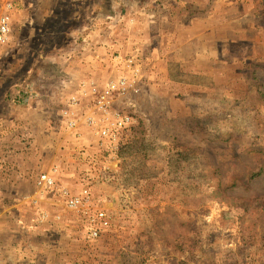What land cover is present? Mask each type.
Returning <instances> with one entry per match:
<instances>
[{
    "label": "rangeland",
    "instance_id": "374dc122",
    "mask_svg": "<svg viewBox=\"0 0 264 264\" xmlns=\"http://www.w3.org/2000/svg\"><path fill=\"white\" fill-rule=\"evenodd\" d=\"M5 13L0 115L38 69L29 100L55 125L39 143L19 131L31 165L14 185L0 123V264H264V0H0ZM122 77L111 110L132 122L110 142L87 119Z\"/></svg>",
    "mask_w": 264,
    "mask_h": 264
},
{
    "label": "built area",
    "instance_id": "2783aa9c",
    "mask_svg": "<svg viewBox=\"0 0 264 264\" xmlns=\"http://www.w3.org/2000/svg\"><path fill=\"white\" fill-rule=\"evenodd\" d=\"M10 6V4H9ZM9 14L5 13L0 17V41L5 42L9 34ZM139 69L134 70L135 75H139ZM132 85V82L127 77H122L117 83L109 84L96 99V111L98 115H92L88 117V123L91 128L102 138L109 140L110 142L117 141L119 139L120 131L124 127L128 126L132 122V117L127 113L115 112L112 113V94L115 90H119L122 94L126 93L127 89ZM79 101L77 96H71L69 98L70 105H75ZM72 111H66L67 123L69 128L75 129L77 121L72 115ZM58 166L53 168L51 172H43L40 174L38 183L50 187L54 184V174L58 170ZM88 200V191L85 189L79 196H71L68 200L70 207H78L83 202ZM92 220H98V222L105 226L108 224V216L104 210H98L92 217ZM93 236L98 235V229L92 231Z\"/></svg>",
    "mask_w": 264,
    "mask_h": 264
},
{
    "label": "crops",
    "instance_id": "0c3cea01",
    "mask_svg": "<svg viewBox=\"0 0 264 264\" xmlns=\"http://www.w3.org/2000/svg\"><path fill=\"white\" fill-rule=\"evenodd\" d=\"M28 70L30 74L34 71V74L36 73L37 78L40 77V74L42 73L38 69L36 70L28 69ZM37 78L36 76L33 77L31 84L33 85L36 92L39 91V89L40 90L42 89L40 87V83L42 82ZM39 99L40 98H37L36 101H34L33 99H32L33 101L28 100L26 103L24 102L20 103V105H17L16 107H13L12 105V108L14 109V113H10L8 115H0V123L11 126V128L8 130L9 132L8 137L11 136L13 139L12 141L9 140L7 141H8V145L14 148L13 153L15 154V156H9V159H11V167L7 166L6 171H9V174L6 173V176L9 178L8 180L11 183L14 182V185L15 183L21 180L22 178L21 176H23L24 174L23 172L27 173V168L31 165L29 163L28 158L29 156H31L32 151L25 152L26 149H23L21 145L18 143L19 141L17 136L18 134L21 133L19 131H23V133H27L26 135L28 137L34 138V142L39 143L38 141L40 140V138L45 135V131L47 129L48 124L54 121L51 120L49 116H45L42 113V108L46 106V104L45 101L41 102L42 100ZM53 124L55 125V122H53ZM17 154H19L20 157L21 156L23 157L27 154L26 161H20L19 156L16 157Z\"/></svg>",
    "mask_w": 264,
    "mask_h": 264
},
{
    "label": "trees",
    "instance_id": "16d2710c",
    "mask_svg": "<svg viewBox=\"0 0 264 264\" xmlns=\"http://www.w3.org/2000/svg\"><path fill=\"white\" fill-rule=\"evenodd\" d=\"M24 77H27L26 79H24V82L21 80L19 82H12L10 89L11 94H9V97H12L10 101L13 102V105L20 104L23 102L26 103L34 94L35 89L33 85H31L33 80V78L32 80L30 79L31 74L29 73L27 76L24 75Z\"/></svg>",
    "mask_w": 264,
    "mask_h": 264
}]
</instances>
